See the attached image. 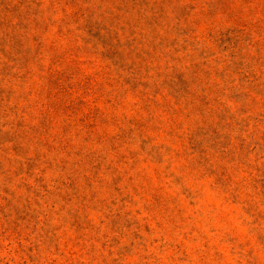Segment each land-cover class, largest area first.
Here are the masks:
<instances>
[{
  "label": "rangeland",
  "instance_id": "obj_1",
  "mask_svg": "<svg viewBox=\"0 0 264 264\" xmlns=\"http://www.w3.org/2000/svg\"><path fill=\"white\" fill-rule=\"evenodd\" d=\"M0 264H264V0H0Z\"/></svg>",
  "mask_w": 264,
  "mask_h": 264
}]
</instances>
